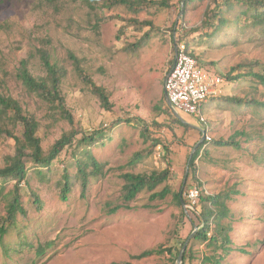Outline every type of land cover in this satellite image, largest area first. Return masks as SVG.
Listing matches in <instances>:
<instances>
[{"label":"rangeland","instance_id":"374dc122","mask_svg":"<svg viewBox=\"0 0 264 264\" xmlns=\"http://www.w3.org/2000/svg\"><path fill=\"white\" fill-rule=\"evenodd\" d=\"M170 1V8L134 12L109 8L106 0H0V93L37 118L45 151L64 133L78 132L50 166L29 161L18 189L15 179L0 177V221L16 193L24 208L0 237V264H177L178 257L167 254L134 255L159 244L178 248L199 230L202 191L231 193L225 222L233 226L232 250L223 264H264V85L250 73L264 74V26L255 24V10L245 0H196L183 14L182 2ZM215 6L219 17L207 24L206 12ZM176 40L188 42L209 72L226 76L236 68L231 75L241 74L226 78L223 95L205 101L206 122L179 111L183 122L167 108L163 87ZM42 52L67 70L62 93L73 122L18 77L24 59L35 76H45ZM71 55L110 93L111 110L78 74ZM196 126L207 137L191 166L203 136ZM90 134L99 139L84 142ZM16 136L23 140L22 126L0 117L1 166L16 152ZM219 139L240 145H221ZM137 152L141 159L133 162ZM80 161L87 164L86 188ZM166 168L171 177L157 190L168 185L190 204L179 205L173 193L152 200L146 189L125 202L124 173ZM66 172L67 200L61 189ZM190 189L199 190L196 202L188 198ZM188 248L198 257L192 264L212 253L206 241L193 238Z\"/></svg>","mask_w":264,"mask_h":264},{"label":"trees","instance_id":"16d2710c","mask_svg":"<svg viewBox=\"0 0 264 264\" xmlns=\"http://www.w3.org/2000/svg\"><path fill=\"white\" fill-rule=\"evenodd\" d=\"M183 0H180L182 2ZM196 0H186L185 9L189 3H193ZM218 3L219 0H213ZM248 7L255 10L254 18L256 25L264 26V0H245ZM107 7L113 8L116 6H126L128 9L139 12L143 9H147L153 6L170 8L173 4L170 0H106ZM220 6H215V8L208 10L206 12L207 24L211 22L212 19H217L220 14ZM145 25H149L151 28L153 24L151 21L144 22ZM150 28V29H151ZM150 34L147 35L149 37ZM188 45V42H187ZM189 47V45H188ZM42 60L45 67V76H35L30 68L28 60L24 59L21 61L18 77L22 80L25 87L33 93H36L39 97L43 98L48 104H50L55 109H60L63 118L68 119L73 122V116L66 106V100L62 93V82L64 76L67 74V70L64 66L60 65L58 62H52L46 52H42ZM75 61V68L78 74L84 78V80L91 86L93 92L100 97L103 107L108 110L112 108V102L110 99V93L104 86L98 85L89 75H87L86 70L82 67L77 57L71 55ZM260 65L258 62L255 65ZM264 70V63L261 64ZM236 70V68L231 69V74ZM254 77L258 78L261 84L264 85V74L258 72H250ZM230 73L225 77L229 80L239 78L241 74L237 76H232ZM249 75V73H248ZM261 104L262 102H257ZM263 105V104H262ZM167 108L173 112L171 107L167 103ZM0 117L9 118L14 123L20 124L23 128L24 138L23 140L16 136L17 146L16 152L12 156H9L5 160L4 165H0V177L4 179L13 178L16 180V187L25 180L27 175V164L29 161H33L39 166H50L54 160L60 155L63 149L70 145L78 133L76 129H72L64 133L59 139H57L51 146L49 151H45L42 146V140L38 136L39 121L33 115L28 113L24 107L21 105L19 100L0 93ZM145 129L142 128L141 134L145 135ZM99 138L90 134L83 137L84 142L94 143ZM235 141H228L224 139H219L218 143L221 145H233ZM204 143H200L195 153L191 158V166L194 165L196 158L200 155L201 149ZM235 146L240 144L235 142ZM141 152H137L132 159L133 162L141 159ZM96 168H100L96 161H93ZM79 171L82 177V183L84 188H86L89 181V175L86 172L87 164L78 162ZM126 180L124 184L123 197L126 203L133 201L137 195L144 189L151 192V199H164L168 194L173 193L176 201L179 205L190 204L188 199H185L182 191H173L168 185H166L162 190H157V188L167 182L171 177V171L169 168L152 171L151 173H131L126 172L123 174ZM63 193V199H68V193L71 191V182L69 181V175L66 172L65 180L61 187ZM231 197V193L228 192L225 195L219 194H207L205 191L200 193V204L202 206V221L203 226L197 231L193 239L206 241L207 246L212 248V253H204L200 259L199 264H223L224 259L232 250L231 243L232 238L230 232L233 230L231 223L225 222V219L231 216V209L227 204V200ZM35 202L40 203V200L35 197ZM123 206H116L111 211L115 212ZM126 207H130L126 205ZM24 211L21 205V198L18 193L14 195L11 201L8 202L6 208L5 216H1L0 221V237L3 238L9 231V229L16 224V218L18 211ZM187 240V239H186ZM185 239L182 240L181 246L184 245ZM181 246L177 248L176 245L164 246L159 244L156 247L147 249L138 255H134L135 258H143L157 255H170L178 257L180 253ZM220 250L223 251L219 252ZM197 255L193 254L192 248H188L185 251L182 264H192L193 261L197 260ZM113 264H133L131 262H114Z\"/></svg>","mask_w":264,"mask_h":264},{"label":"built area","instance_id":"2783aa9c","mask_svg":"<svg viewBox=\"0 0 264 264\" xmlns=\"http://www.w3.org/2000/svg\"><path fill=\"white\" fill-rule=\"evenodd\" d=\"M226 77L222 73L209 72L199 59L193 55L184 41H175V54L164 81L172 106L179 112L184 111L206 122L203 104L209 98L224 94ZM198 189H190L188 198L196 202Z\"/></svg>","mask_w":264,"mask_h":264},{"label":"water","instance_id":"95a60500","mask_svg":"<svg viewBox=\"0 0 264 264\" xmlns=\"http://www.w3.org/2000/svg\"><path fill=\"white\" fill-rule=\"evenodd\" d=\"M185 2H186V0H183V1H182V10H181V13H182V14L184 13ZM164 93H165L166 101H167L168 105L172 108V110L174 111V113L177 114L178 118H180L183 122H187V121H185L184 118L179 114V112H178V111L172 106V104L170 103V100H169V98H168L167 92L164 91ZM196 128H199V127L196 126ZM199 129L202 131L203 136H202L201 141H200L195 147H197V146H198L201 142H203V141L206 139V137H207V136H206V132H205V130H203L202 128H199ZM191 157H192V156H191ZM183 205L185 206V202H184V201H183ZM197 231H198V229H196L194 232H192V234H191V235L187 238V240L185 241V243H184V245H183V247H182V249H181V251H180V253H179L178 260H177V264H182V261H183V258H184V254H185V251H186V249H187V247H188V244H189L190 240L194 237V235L196 234Z\"/></svg>","mask_w":264,"mask_h":264},{"label":"crops","instance_id":"0c3cea01","mask_svg":"<svg viewBox=\"0 0 264 264\" xmlns=\"http://www.w3.org/2000/svg\"><path fill=\"white\" fill-rule=\"evenodd\" d=\"M191 51V50H190ZM191 53L193 54V52L191 51ZM194 55V54H193ZM219 73V72H218ZM164 88V87H163Z\"/></svg>","mask_w":264,"mask_h":264}]
</instances>
